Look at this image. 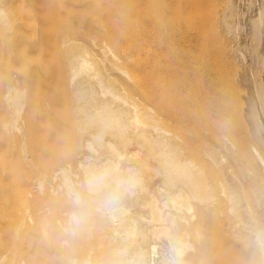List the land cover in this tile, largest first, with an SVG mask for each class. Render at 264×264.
I'll list each match as a JSON object with an SVG mask.
<instances>
[{
	"label": "bare ground",
	"instance_id": "bare-ground-1",
	"mask_svg": "<svg viewBox=\"0 0 264 264\" xmlns=\"http://www.w3.org/2000/svg\"><path fill=\"white\" fill-rule=\"evenodd\" d=\"M10 1L0 0V70L5 79L2 80L6 83L3 98L8 108L7 118L2 125L8 133L19 135L20 151L25 158L23 159L27 160L29 155L24 141L25 122L22 123L27 89L16 81L18 73L25 71L26 65L31 66L35 61L33 59L29 63L26 52L21 57V51V55L14 57L15 51L20 50L18 46L21 48L24 41L22 38L19 40L23 28H20L19 21L16 20L13 6L9 7ZM52 1L53 5L57 4L56 0ZM150 2L152 16L159 17L162 21L163 31L169 42L168 47L171 43L172 48H176L183 55L179 82V144L177 147L173 146L165 135V129L152 119L153 117L144 113L145 118L141 112L143 108L126 95V88L116 84V73L124 75L127 79L130 77L127 69L120 67L125 58H121L123 61L119 66L110 61L106 51L114 57L117 53L114 51V54L109 49L111 44L108 47H99L100 55L97 54L98 46L94 42L91 47L86 44L72 46L70 43L73 39H63L61 43L67 63V81L72 88L75 103L73 114L76 115L74 125L77 133L76 154L79 158L77 164L85 175V189L93 195L102 193V196L99 195L102 199L100 201V197H96L100 202L96 203V206L93 203L95 208L92 211L79 212L75 203L80 202L81 195L75 187L78 183L72 179L73 176H78L73 174L71 177L73 172L70 175V167L57 168L52 175L53 179L59 178V182L57 189H54L56 186L50 185L52 194L55 190H63L67 194L66 200L74 206L71 207V204L67 203L71 208L56 212L59 208L54 207L55 212L52 211L49 257L43 258V254L40 258L26 257L20 249L36 248L35 244L39 239L34 237L33 240L30 237L28 227L25 226L26 231L16 227L10 231L11 237L6 240V245L3 243L6 247L3 246L5 251L0 252V264H194L193 257L196 259L195 264H264V0L256 1L258 6L254 5L257 7L255 17L250 18L252 24L249 26L253 27L255 39L252 40L253 47L250 49L254 63L250 68V75L247 74L252 86V93L248 95L247 100L248 118L257 142L251 144L250 150L259 170L261 188L247 183L245 169L237 162L225 140L216 144L214 149L213 145L206 143V134L202 131L208 93L199 82L200 64L203 62L200 52L207 48L218 51L224 49L226 41L222 35L232 41L239 38L240 25L238 18L235 20L234 8L237 1H233L235 4L232 0L224 1L222 8L217 7L221 12L217 10L216 14H219L216 19V16L214 19L212 16V10L217 9L214 8L212 0V4L209 0ZM62 3L64 4V1ZM21 5H24V2ZM32 11L34 12L33 9ZM105 11L108 9L104 10V13ZM25 12L23 10L24 14ZM108 12L110 13V10ZM108 12L106 13L109 15ZM67 13L69 15V12ZM237 13L239 15L238 11ZM105 16L103 14L102 17ZM215 26L221 28V31ZM105 43L107 44V41ZM69 44L72 47H69ZM118 44L116 43V46H119ZM234 50H237L234 60L246 63L242 50ZM31 57L29 54V58ZM107 64L110 69L106 68ZM189 65L191 72L188 71ZM147 116L152 120L151 123L146 122ZM42 178L38 177L35 182V188L40 193L46 187ZM25 214L31 221L32 214ZM177 224L182 227L181 230L177 229ZM46 228L41 227V232ZM187 228L194 231V245L191 243L193 240L189 241L188 237L192 234L190 235L191 231H186ZM1 233L3 235L2 231ZM24 233H28L30 238L28 235L29 239L21 238ZM7 236L6 229L5 238ZM41 243L44 244L40 242L39 246L36 245L40 247ZM192 253L193 261L187 259H190Z\"/></svg>",
	"mask_w": 264,
	"mask_h": 264
},
{
	"label": "rangeland",
	"instance_id": "rangeland-1",
	"mask_svg": "<svg viewBox=\"0 0 264 264\" xmlns=\"http://www.w3.org/2000/svg\"><path fill=\"white\" fill-rule=\"evenodd\" d=\"M11 1L9 2V7L13 6L14 11H16L15 15H17L16 20L19 21L18 24L20 28H23L21 30L22 33L20 32L22 35L20 34L21 37L19 40H21L22 38V40L24 41L21 44L23 48H20L19 45L18 47L20 50H18V52L17 50L15 51L16 53L14 57H16V55L20 53H23L22 55L20 54L22 57L24 55V52H26L28 54L27 56V54L25 53L26 58L28 57V61L30 59L29 63L33 59V61H35L32 62L31 65L37 64L36 61L39 62V60L41 59H45L48 62L49 66L47 71L49 78L45 80L44 85H62L65 88V92L63 94V118L60 120L64 127V133L62 136H60V138H62L60 143L56 142L53 146L47 145L45 142H50V137L46 133L47 128L44 127V132L42 133L39 127V122L40 119H43L44 122H50L52 119H54L56 112H54V114L41 115L39 111L36 112L29 109L30 111L28 112V115L26 117L27 126L31 130L28 143L29 157L27 160H24L25 158L22 156V153L20 151L21 144L19 142V136L17 134L12 135L6 132L1 126L3 119L7 117L8 108L6 107L3 98V94L6 89V83L2 80L3 74L0 70V241L5 240L2 241V243L0 242V246L4 242L6 245V240H10V231H12L14 228H21V230L23 231L24 229H26V227H28L30 232H27L30 233V237L32 239L35 237L34 239H39L37 240V242L39 241L38 243L43 242L44 244H40V247L42 248L38 247V243H36L38 246L35 244L36 248H26L24 247V245L23 247H21L26 249H20V251L24 252V255H26V257L37 256V258H40L43 256V258H48L51 252L49 242L51 241L50 226H52L51 220L53 212H55L56 207L59 208V210H56V212H62V210H67L69 209L68 207L74 206L73 203L66 200L67 194L63 190H55L56 192L54 191V194H52L53 191L51 190L50 185H52L53 187L56 186V188L54 187V189H57V183L59 182V178L53 179V171L62 166L68 168L70 167V175L73 172L71 177L73 176V174H75V176H78H73L72 179H75V183H78L75 184V187L78 188L77 191L79 192V195H81L80 202L78 203L81 205L75 203V207L79 212H81V210L82 212L85 211L86 213L90 212V210L92 211V209L95 208L93 205L95 204L96 206L102 199V197H100L102 196V193L93 195L91 193L89 194V191H87L88 189H85L86 186L85 184H83L85 183V175L82 169L77 164L79 159L76 154L75 146L77 133H75L76 130L74 131L72 129L73 124H75L74 122L76 116L75 114H73L75 113V111L73 110L75 103L72 97L73 93H71L72 88L69 84V81H67L69 80L67 77V67H65L67 63L65 60V51H63L64 47L61 42L63 41V39L71 38L76 41L70 43L72 46L76 44H86L87 47H91L92 42H94L98 46V50H96L98 51L97 54L99 53L100 55L101 51H99V47H108L112 45L111 47H109V49L113 51V53L114 51L115 53L117 52V57L116 55L115 57L113 55L111 56V54L107 50L106 52H108L110 61L119 66L123 61H121V58H125L126 61L124 59V62L121 63L120 67L125 68V70L127 69V72L129 73L128 77H130L127 79V77H125L124 75L116 73L115 79H118V82L116 81V84L122 85L124 89L126 88L125 91L121 87L126 92V95L128 94L127 96H130V98H132L131 101L134 100L133 102H136L140 107L143 108L142 109L139 107L140 110L142 109L141 112L143 113L144 117L145 114L150 116L151 118L153 117L152 119H155V121H157L160 126L165 129V135L169 138V140L175 147H177V145L179 144L181 125V116L179 112V82L182 68L181 66L183 65V55L180 51L176 50V48H172L171 43L168 47L169 42L167 40V36L165 37L166 34L163 31L164 29L162 28V21H160L159 17L155 18L152 16V6L150 2L151 0H113V2H110V0H106L107 2H104L103 0H63L64 4L62 3V0H56L57 4L54 3V5L52 0H26V3L25 0H18L21 3L24 2V5H21V3L19 2L16 3L15 0V2H13V0ZM71 1L73 4L71 3ZM224 1L226 0H221L220 2H218L217 0H212L214 8H222ZM233 1L234 0H232V2ZM252 1L253 0L248 1L250 2L249 6L247 0H235L237 6L235 5L236 7L234 6V8H236V15L239 16L237 17L235 15V20L237 21L238 18V24L240 25L238 29V31L240 32H238L239 38L237 37L236 41H232V39L230 40L229 37L225 38L223 37L225 35H222V38H224V41H226L224 49L218 51L216 49L210 50V48H207L204 51H201L203 53L200 52V54H202L203 56L200 54L199 56H202L201 61L203 62L202 64H200L201 76H199V82L208 93L207 98L205 99L207 101L206 109L204 110L205 115L202 120V131L206 134V143H210V145H213V148L215 149L216 144L225 140L228 147L235 155L237 162L241 165L242 168L245 169L248 176L247 183H252L253 185L261 188L262 184L259 181V170L257 168L256 162L252 158L250 150L251 144H257V142L253 136L247 110V100L252 93L249 72L251 66L254 63V60L251 59L253 58V56L251 55V50L253 47L252 40L254 39V31H252L253 27L249 25L252 24L250 23L252 22L250 18L252 19V17H255V10H257L256 6H258V2H256L258 0H255L254 4H252ZM209 2L211 3V0H209ZM11 3H13L14 5ZM84 5L86 8L84 7ZM21 6H24L25 8ZM105 7H108V11L110 10V13L108 11H105V13L108 12L109 15L107 13H104V10H107ZM220 8L212 10L213 19L215 16V19L218 17V14L221 12L220 10H218ZM32 9L34 10V12L32 11ZM58 9L60 10L61 14ZM240 9L242 13H240ZM23 10L24 12L26 11L25 14L27 15L23 13ZM217 10L218 12H220L216 14ZM237 11L239 12V15ZM27 12H29L30 14ZM67 12H69V15ZM21 14L24 17L20 16ZM103 14L104 16L106 15L105 18L102 17ZM65 15L67 18L65 17ZM61 17L63 18V20H60L62 19ZM24 18L27 19L25 20ZM105 25L108 27H106ZM215 28L217 30L219 29L216 26ZM219 34L222 33L219 32ZM112 38L116 40L114 41ZM110 39L113 41H111ZM78 40L81 44L79 42V44L77 43ZM105 41H107V44L105 43ZM115 42L117 44L119 43L118 45L121 47L116 46ZM70 44L68 46L72 47ZM229 45H231L232 47H230ZM111 48H114L118 51ZM121 48H123L122 51ZM21 49L24 51L22 52ZM234 49L242 50L245 55L246 63H242L241 61L237 62L236 60H234V56L237 53V50ZM28 51L31 52L28 53ZM119 51L122 52L123 55H120L121 53ZM123 51L127 52L125 53ZM124 53L126 55L128 53V58H126V55ZM29 54L30 57L32 56V59L29 58ZM246 54L248 56H246ZM37 55L39 57H37ZM18 57L21 58L20 56H17V58ZM246 57L247 59L249 57V59L247 60ZM188 61H190V58H188ZM26 66L27 67H25V71H23L22 73L19 72L20 74L18 73V80L16 82L28 89V103L32 106V104H36L42 99L47 100L50 103L55 102L57 98H46L39 96L38 90L36 88L35 90L34 88L31 89L30 86H32V80L30 76L33 74L34 65L30 66L29 64ZM108 67H110L109 64L106 65V68ZM246 67L249 69V71ZM188 71L191 72L190 65L188 66ZM248 73L249 75H247ZM121 76L125 79H122ZM247 78L249 80H246ZM66 90L69 91V94H66ZM148 116V120L145 119L146 117H143V119L146 120V122L149 121V123H151L152 120L150 121ZM77 166L80 169H78ZM38 177H43L42 180H44V186L46 185L44 190L45 192L43 191L42 193H40L35 188V182ZM51 179L52 181H50ZM51 195H54V197ZM98 196L100 197V199L98 198ZM81 200H83V203H81ZM85 201H87V203ZM67 203L71 205L68 206ZM26 210H28L27 212H30L32 214L31 221H29V219L25 217V213H27ZM41 217L42 219H45H43L44 222H41ZM22 219L23 221H21ZM40 222L41 225L39 224ZM44 223L46 224V226H44ZM177 226V229H182V227L178 224ZM41 227L47 228L45 229V231L41 232ZM6 229L8 238H5ZM1 231L3 232V235H1ZM186 231L189 233L191 231L190 235L192 234V236L188 238L190 242L193 240V242L191 243L194 245V231L191 228L190 230L189 228H187ZM28 233H24L25 236L23 234L20 237H26V239H29L30 237ZM27 235L29 238L27 237ZM5 245L3 244L0 248L1 253L5 251ZM3 246L5 247L3 248ZM38 251H42L43 253H38ZM190 251L193 252L192 250ZM189 255L190 254H188V256ZM193 256L194 255L192 253L190 255V259H187L191 260ZM193 259L195 261V264V257H193ZM193 259L191 261H193Z\"/></svg>",
	"mask_w": 264,
	"mask_h": 264
},
{
	"label": "crops",
	"instance_id": "crops-1",
	"mask_svg": "<svg viewBox=\"0 0 264 264\" xmlns=\"http://www.w3.org/2000/svg\"><path fill=\"white\" fill-rule=\"evenodd\" d=\"M32 65H34V68H33V74L30 76V78L32 80V82H31L32 86H30L31 89L34 88V90H35V88H36L38 90L39 96L46 97V98L53 97V98H57V100H55V102L50 103L47 100L42 99V100L38 101L36 104H32V106H31L29 103H27L28 101H26V100H28L29 93H28V89L25 87V89H27L26 90V100H25V108H24V112H23V116H22V117H24L22 123L25 122V123H23V126L25 127L24 128V131H25L24 132V137H25L24 141H25V144H27L26 146L28 148L29 136L31 134V130L27 126L26 117L28 115V112L30 111L29 109H31L32 111H36V112L39 111V113L41 115L54 114V112H56L54 119H52L50 122H44L43 119H40V122H39V127H40L41 132L43 133L44 127H46L47 128L46 133L50 137V139H49L50 142L46 141L45 143L47 145L53 146L54 143H56V142L60 143L61 142L62 138H60V136H62L64 133V127H63V124L60 122V120L63 118V109H64L63 94L65 92V88L62 85H50V86H48L47 84L44 85L45 80H47L49 78L48 71H47L49 64L45 59H41V60H39V62H37V64H32ZM17 84H19V83L17 82ZM71 93H72V91H71ZM66 94H69L68 90H66ZM7 115H8V113H7ZM6 118L7 117H5V119ZM5 119H3V121ZM1 126L3 127V125H1ZM72 129L75 131L74 124H73ZM4 130H6V129L4 128ZM26 132H27V135L25 136ZM20 142H21V140H20ZM27 154H28V151H27Z\"/></svg>",
	"mask_w": 264,
	"mask_h": 264
}]
</instances>
